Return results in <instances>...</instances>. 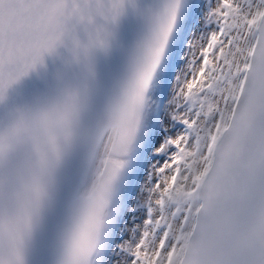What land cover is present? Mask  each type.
Here are the masks:
<instances>
[{
	"label": "snow or ice",
	"instance_id": "snow-or-ice-1",
	"mask_svg": "<svg viewBox=\"0 0 264 264\" xmlns=\"http://www.w3.org/2000/svg\"><path fill=\"white\" fill-rule=\"evenodd\" d=\"M0 264H264V0H0Z\"/></svg>",
	"mask_w": 264,
	"mask_h": 264
}]
</instances>
